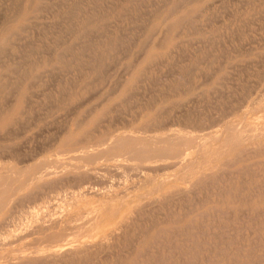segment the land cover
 <instances>
[{"label": "rangeland", "instance_id": "1", "mask_svg": "<svg viewBox=\"0 0 264 264\" xmlns=\"http://www.w3.org/2000/svg\"><path fill=\"white\" fill-rule=\"evenodd\" d=\"M0 41V175L20 187L0 189V264L68 241L85 246L15 264H264V0H0ZM238 125L257 139L190 180L194 147L178 168L104 151L131 132L223 130L216 153Z\"/></svg>", "mask_w": 264, "mask_h": 264}, {"label": "bare ground", "instance_id": "2", "mask_svg": "<svg viewBox=\"0 0 264 264\" xmlns=\"http://www.w3.org/2000/svg\"><path fill=\"white\" fill-rule=\"evenodd\" d=\"M30 2H32V1H30ZM30 8V7H29ZM12 22V21H11ZM1 42V41H0ZM193 55V54H192ZM223 67V66H222ZM198 69V68H197ZM217 69V68H216ZM230 69V68H229ZM234 70V69H233ZM218 71V70H217ZM211 75V74H210ZM214 77V76H213ZM209 81V80H208ZM117 82V81H116ZM191 82V81H190ZM193 82V81H192ZM94 83V82H93ZM188 83V82H187ZM205 83V82H204ZM177 85V84H176ZM200 85V84H199ZM198 85V86H199ZM105 86V85H104ZM114 86V85H113ZM180 86V85H179ZM178 86V87H179ZM72 87V86H71ZM254 87V86H253ZM177 88V87H176ZM111 89V88H110ZM109 89V90H110ZM173 89V88H172ZM255 89V88H254ZM114 90V89H113ZM142 90V89H141ZM217 90V89H216ZM17 91V90H16ZM263 91V90H262ZM111 92V91H110ZM178 93V92H177ZM201 93V92H200ZM110 95V94H109ZM60 96V95H59ZM203 96V95H202ZM9 98V97H8ZM11 99V98H10ZM13 99V98H12ZM11 99V100H12ZM4 100H6V99H4ZM3 100V101H4ZM15 100V99H14ZM61 100V99H60ZM202 100V99H201ZM49 101V100H48ZM51 101V100H50ZM157 101H158V99H157ZM261 101V100H260ZM119 102V101H118ZM2 103V102H1ZM13 104V103H12ZM12 104H10V105H12ZM184 104V103H183ZM260 104V103H259ZM4 105V104H3ZM1 107V106H0ZM9 107V106H8ZM7 107V108H8ZM1 109V108H0ZM189 109V108H188ZM235 109V108H234ZM251 110V109H250ZM21 112H22V110H21ZM24 112V111H23ZM90 112H92V111H90ZM167 113V112H166ZM20 114V113H19ZM105 114V113H104ZM161 114H163V113H161ZM190 114V113H189ZM230 114V113H229ZM220 115V114H219ZM228 115V114H227ZM188 116V115H187ZM244 117V116H243ZM16 119V118H15ZM100 119V118H99ZM220 119V118H219ZM218 119V120H219ZM244 119V118H243ZM101 120V119H100ZM181 120V119H180ZM204 120V119H203ZM157 121V120H156ZM205 121V120H204ZM213 121V120H212ZM220 121V120H219ZM243 122V121H242ZM98 123V122H97ZM170 123V122H169ZM168 123V124H169ZM221 123V122H220ZM219 123V124H220ZM79 124V123H78ZM195 124H197V123H195ZM194 124V125H195ZM66 125V124H65ZM95 125H97V124H95ZM78 126V125H77ZM7 127H8V125H7ZM26 127V126H25ZM156 127V126H155ZM174 127V126H173ZM205 127V126H204ZM209 127V126H208ZM239 127H241L240 125H238V129H239ZM250 126H248V127H246L247 129H243V130H241V129H237V128H235V127H232L231 129H230V131L229 132H227V131H224V133L226 132V134L227 133H229V134H227L228 136H226V139L227 140H224V142L222 141V143L218 146V152H216V153H207V151H208V149L207 148H209L208 146H209V144H210V146L214 149V147L211 145L212 144V142H215V141H219L218 139H219V135H220V132L222 131L223 132V130H221L220 132H218V134L219 135H216V134H213V135H208V136H206V137H202L199 141H196L195 139H192V138H187L185 135L187 134H185V135H181V133L179 134L178 132H176V131H174V132H168L167 134H164V135H161V136H159V134H157V135H152V136H144V137H141V135L140 136H138V135H135V133L134 132H131V133H127L128 134V136H123V137H125L123 140H125V142L123 143V142H121V141H123V140H119V139H116V140H114L110 145H108L107 147L108 148H106V147H104V148H106V149H104V151H110L111 152V150L112 149H114L115 147H117L118 145H119V143H122L123 144V154L121 155L122 157H125V159H127V160H132V162L135 160V161H139V163H141L142 162V164H144V166H145V163H148V164H154L155 165V167H157V163H159V164H168L169 162V164L172 166L173 164H171L172 162L171 161H173L174 162V160H176V162H177V159H180V158H182L183 159V156L185 155V151L186 150H188V149H190V147H194L196 150H195V152L196 153H200L201 154V157H202V159H201V161L202 162H199L197 159V163L196 162H191V163H189V162H187V163H185L186 161H183L182 163H180L181 165H183V163H185L184 164V167H182V168H184V169H180V170H188L187 171V173H189V175L187 174V173H182V178H181V180L184 178L183 176H184V174H185V176H186V174H187V176L186 177H189V178H187L188 180H190V177L192 178V176H193V174H198V171L200 170V169H202L203 168V170H205L206 168L205 167H203V165H206L207 163L209 164V161L207 162V161H205V158L204 157H207V156H209V155H211V154H216L217 155V157L216 158H220L221 156H225V154L227 153H230V151H236V148L238 147V145L240 144H246V143H249L251 140H253V138L254 137H256V135H258V134H256V135H254V134H252V128L250 129L249 128ZM78 128V127H77ZM207 128V127H206ZM226 128V127H225ZM143 129V128H142ZM210 129V128H209ZM229 129V128H228ZM93 130V129H92ZM206 130H208V129H206ZM142 131V130H141ZM148 131V130H147ZM164 131V130H163ZM187 131V130H186ZM192 131V130H191ZM196 131V130H195ZM201 131V130H200ZM257 131V130H256ZM222 132H221V134H222ZM56 133H57V131H56ZM63 133V132H62ZM61 133V134H62ZM161 133V132H160ZM183 133V132H182ZM190 133V132H189ZM223 133V134H224ZM255 133V132H254ZM58 134V133H57ZM108 134V133H107ZM163 134V133H162ZM203 134V133H202ZM225 134V135H226ZM55 135V134H54ZM83 135V134H82ZM225 135H224V137H225ZM262 136L264 135L263 133L261 134ZM261 135H260V137H261ZM88 136V135H87ZM93 137V136H92ZM122 137V138H123ZM259 138V137H258ZM5 139V138H4ZM92 139V138H91ZM107 139V138H106ZM113 139V138H112ZM255 139H257V137L255 138ZM254 139V140H255ZM221 140H223V139H221ZM78 141V140H77ZM86 141V140H85ZM98 141V140H97ZM102 141V140H101ZM100 141V142H101ZM104 139H103V143H104ZM260 140H258V142H259ZM257 142V143H258ZM97 143H99V142H97ZM252 143L254 144L255 142H253L252 141ZM96 144V143H95ZM94 144V145H95ZM101 143H99V145H100ZM260 144V143H259ZM102 145V144H101ZM101 145H100V147H101ZM104 146V145H103ZM119 146H121V144L119 145ZM264 146V145H263ZM92 147H94V146H92ZM99 147V146H98ZM97 147V148H98ZM210 147V148H211ZM261 147V146H260ZM80 148V147H79ZM209 148V149H210ZM239 148V147H238ZM237 148V149H238ZM90 149V148H89ZM92 149V148H91ZM96 149V148H95ZM215 149V150H216ZM245 149V148H244ZM249 149V148H248ZM79 150V149H78ZM210 150H212V149H210ZM251 150V149H250ZM66 151V150H65ZM83 151V150H82ZM103 151V150H102ZM101 151V152H102ZM108 151V152H109ZM119 151H121V150H119ZM234 151V152H235ZM245 151V150H244ZM247 151V150H246ZM15 152V151H14ZM70 152H72V151H70ZM94 152V151H93ZM98 152H99V150H98ZM107 152V153H108ZM210 152V151H209ZM215 152V151H214ZM242 152V151H241ZM22 153V152H21ZM86 153V152H85ZM103 153V152H102ZM101 153V154H102ZM106 153V154H107ZM237 153H238V151H237ZM255 153V152H254ZM5 154V153H4ZM94 154V153H93ZM99 155H101L100 154V152L98 153ZM104 154H105V152H104ZM106 154H105V156H106ZM117 154V153H116ZM116 154H114V155H116ZM121 154V153H120ZM187 154V153H186ZM200 154H199V156H200ZM240 154V153H239ZM242 154V153H241ZM248 154H249V152H248ZM257 154V153H256ZM138 155H142V157H140L139 159H138ZM197 155V154H196ZM230 155H233V154H230ZM229 155V157H231ZM246 155V154H245ZM20 156V155H19ZM34 156V155H33ZM81 156H82V154H81ZM89 156V155H88ZM92 156V155H91ZM96 156V155H95ZM119 156V155H118ZM236 156H237V154H236ZM243 156V155H242ZM251 156V155H250ZM5 157V156H4ZM80 157V156H79ZM102 157H104L103 156V154H102ZM116 157V156H115ZM196 157V156H195ZM197 157H198V155H197ZM214 158H215V156H213ZM6 158V157H5ZM98 158V157H97ZM121 158V157H120ZM186 158V157H185ZM189 158V157H188ZM199 158V157H198ZM215 158V159H216ZM219 158L217 159V161L219 160ZM233 158V157H232ZM240 158H242V157H240ZM95 159V158H94ZM106 159V158H105ZM210 159H212L211 157H210ZM224 159H225V157H224ZM231 159V158H230ZM235 159V158H234ZM233 159V160H234ZM82 160H83V158H82ZM126 160V161H127ZM184 160V159H183ZM196 160H194V161H196ZM207 160V159H206ZM227 160H229V158L227 159ZM227 160H225V161H227ZM236 160H237V158H236ZM235 160V161H236ZM118 161V160H117ZM181 161V160H180ZM192 161H193V159H192ZM214 161V160H213ZM216 161V160H215ZM220 161H222V159L220 160ZM220 161H218V167H219V162ZM224 161V162H225ZM230 161V160H229ZM231 161H232V159H231ZM18 162V161H17ZM20 162V161H19ZM130 162V161H129ZM179 162V161H178ZM177 162V163H178ZM212 162V161H211ZM210 162V164H212ZM44 163V162H43ZM126 163H128V162H126ZM177 163H175L174 164V167L173 168H176L177 166H175V165H178ZM195 163H196V165H195ZM214 163V162H213ZM222 163V162H221ZM229 163V162H228ZM157 164V165H156ZM168 164V165H169ZM207 164V165H208ZM236 164V163H235ZM235 164H233V165H235ZM127 165V164H126ZM139 165V164H138ZM147 165V164H146ZM215 165V164H214ZM213 165V166H214ZM226 165H228V164H226ZM231 165V164H230ZM39 166V165H38ZM137 166V165H136ZM159 167H160V165H158ZM162 167H163V165H161ZM115 167V166H114ZM138 167V166H137ZM136 167V169H138ZM154 167V166H153ZM158 167V168H159ZM168 167V166H167ZM216 167V166H215ZM213 167L214 169L213 170H215V169H217L218 167ZM58 168V167H57ZM77 168V167H76ZM103 168V167H102ZM146 168H147V166H146ZM169 168V167H168ZM178 168V167H177ZM181 168V167H180ZM205 168V169H204ZM45 169V168H44ZM80 169V168H79ZM104 169V168H103ZM127 169V168H126ZM154 169V168H153ZM170 169V168H169ZM99 170V169H98ZM133 170V169H132ZM151 170V169H150ZM218 170V169H217ZM240 170V169H239ZM63 171V170H62ZM61 171V172H62ZM76 171V170H75ZM91 171V170H90ZM104 171V170H103ZM111 171V170H110ZM140 171V170H139ZM153 171V170H152ZM210 171H212V170H210ZM226 171V170H225ZM238 171V170H237ZM14 172V171H13ZM155 172V171H154ZM209 172V171H208ZM215 172H217V171H215ZM223 172V171H222ZM221 172V173H222ZM254 172V171H253ZM2 173V172H1ZM11 173V172H10ZM137 173V172H136ZM246 173H247V171H246ZM249 173V172H248ZM4 174H6V173H4ZM13 174V173H12ZM16 174V173H15ZM14 174V175H15ZM53 174V173H52ZM96 174V173H95ZM156 174V173H155ZM178 174V173H177ZM179 174H180V172H179ZM192 174V175H191ZM205 174H206V171H205ZM250 174V173H249ZM11 175V174H10ZM48 175V174H47ZM50 175V174H49ZM85 175V174H84ZM89 175V174H88ZM91 175V174H90ZM133 175H134V173H133ZM132 175V176H133ZM141 175V174H140ZM176 175V174H175ZM199 175V174H198ZM203 175V174H202ZM202 175H200V176H198L199 178L201 177H203ZM207 175H208V173H207ZM214 175V174H213ZM212 175V176H213ZM3 176H5V175H0V189H2V188H4V189H9V190H11V191H13V192H15L16 190H18L20 187H19V185L18 186H14V185H11V186H9V187H7L8 185H9V180H7V182H6V178H4ZM70 176V175H69ZM74 176V175H73ZM114 176V175H113ZM135 176V175H134ZM148 176V175H147ZM174 176V175H173ZM205 176V175H204ZM8 177V176H7ZM43 177V176H42ZM65 177H67V176H65ZM81 177H82V174H81ZM138 177V176H137ZM155 177V176H154ZM68 178V177H67ZM78 178V177H77ZM95 178V177H94ZM144 178V177H143ZM147 178V177H146ZM173 178V177H172ZM178 178V177H177ZM215 178V177H214ZM242 178V177H241ZM10 179V178H9ZM138 179V178H137ZM185 179V178H184ZM186 179V180H187ZM88 180V179H87ZM149 180V179H148ZM169 180V179H168ZM178 180H180L179 178H178ZM204 180V179H203ZM210 180V179H209ZM9 181V182H8ZM184 181V180H183ZM195 181H198V180H195ZM211 181V180H210ZM232 181V180H231ZM25 182V181H24ZM28 182V181H27ZM51 182V181H50ZM54 182V181H53ZM103 182V181H102ZM108 182V181H107ZM110 182V181H109ZM143 182H144V180H143ZM162 182V181H161ZM188 182V181H187ZM194 182V181H193ZM208 182V181H207ZM6 183H8V184H6ZM98 183V182H97ZM106 183V182H105ZM197 183V182H196ZM54 184H56V183H54ZM53 184V185H54ZM160 184V183H159ZM20 185H21V183H20ZM44 185V184H43ZM49 185V184H48ZM135 185V184H134ZM191 185V184H190ZM5 186L7 187V188H5ZM45 186H47V185H45ZM51 186H52V183H51ZM56 186V185H55ZM58 186V185H57ZM193 186H194V184H193ZM201 186V185H200ZM74 187V186H73ZM246 187V186H245ZM44 188H47V187H44ZM75 188V187H74ZM80 188V187H79ZM185 188V187H184ZM192 188V187H191ZM95 189V188H94ZM105 189V188H104ZM180 189V188H179ZM21 190V189H20ZM47 190V189H46ZM109 190V189H108ZM117 190V189H116ZM125 190V189H124ZM181 190V189H180ZM179 190V191H180ZM192 190V189H191ZM190 190V191H191ZM19 191V190H18ZM35 191V190H34ZM75 191V190H74ZM80 191V190H79ZM113 191V190H112ZM115 191V190H114ZM113 191V192H114ZM154 191L156 192V190L154 189ZM182 191H184V190H182ZM189 191V192H190ZM257 191V190H256ZM6 192L7 191H4V190H0V202H2L3 200H5L6 199ZM52 193V192H51ZM86 193V192H85ZM148 193V192H147ZM183 193V192H182ZM219 193V192H218ZM27 194V193H26ZM31 194V193H30ZM55 194V193H54ZM87 194V193H86ZM124 194V193H123ZM175 194H176V192H175ZM174 194V195H175ZM28 195V194H27ZM45 195V194H44ZM70 195V194H69ZM73 195V194H72ZM71 195V196H72ZM109 195V194H108ZM171 195H172V193H171ZM213 195V194H212ZM13 196V195H12ZM185 196V195H184ZM183 196V197H184ZM11 197V196H10ZM20 198H22V197H20ZM25 198H27V197H25ZM29 198V197H28ZM32 198V197H31ZM39 198V197H38ZM61 198H63V197H61ZM110 198V197H109ZM201 198V197H200ZM48 199V198H47ZM54 199V198H53ZM168 199V198H167ZM20 200V199H19ZM21 200H23V199H21ZM65 200V199H64ZM154 200H156V199H154ZM164 200V199H163ZM181 200V199H180ZM17 201V200H16ZM28 201V200H27ZM162 201V200H161ZM165 201H167V200H165ZM206 201V200H205ZM14 202V201H13ZM22 202V201H21ZM25 202V201H24ZM34 202V201H33ZM35 202H37V201H35ZM45 202H47V201H45ZM56 202V201H55ZM62 202V201H61ZM67 202V201H66ZM69 202H71V201H69ZM152 202V201H151ZM6 203V202H5ZM4 202L1 204V205H3V204H5ZM19 203V202H18ZM17 202H16V204H18ZM32 203V202H31ZM31 203H29V204H31ZM75 203V202H74ZM148 203V202H147ZM153 203V202H152ZM158 202L156 201V204H157ZM200 203V202H199ZM243 203V202H242ZM21 204V203H20ZM19 204V205H20ZM23 204V203H22ZM25 204V203H24ZM66 204V203H65ZM146 204V203H145ZM167 204V203H166ZM195 204V203H194ZM11 205H14V204H11ZM37 205V204H36ZM41 205V204H40ZM44 205V204H43ZM42 205V206H43ZM49 205V204H48ZM152 204H150V206H151ZM22 206V205H21ZM41 206V207H42ZM57 206V205H56ZM165 206V205H164ZM6 207V206H5ZM25 207V206H24ZM35 206H33V208H34ZM194 207V206H193ZM48 208V207H47ZM145 208V207H144ZM235 208V207H234ZM1 209V208H0ZM24 209V208H23ZM46 209V208H45ZM147 209V208H146ZM145 209V210H146ZM157 210H158V208H156ZM161 209V208H160ZM159 209V210H160ZM230 209V208H229ZM241 209V208H240ZM22 210V209H21ZM42 210V209H41ZM59 210V209H58ZM152 210V209H151ZM216 210V209H215ZM231 210V209H230ZM19 211V210H18ZM53 211H54V209H53ZM239 211V210H238ZM248 211V210H247ZM250 211V210H249ZM13 212V211H12ZM15 212V211H14ZM27 212V211H26ZM40 212V211H39ZM46 212H47V210H46ZM60 212V211H59ZM144 212V211H143ZM147 212H148V210H147ZM161 212V211H160ZM172 212V211H171ZM191 212V211H190ZM23 213V212H22ZM25 213V212H24ZM32 213H33V211H32ZM43 213H44V211H43ZM157 213V212H156ZM203 213V212H202ZM230 213V212H229ZM228 213V214H229ZM18 214H19V212H18ZM145 214V213H144ZM169 214H171V213H169ZM34 215H36V214H34ZM182 215H184V214H182ZM199 215V214H198ZM263 215V214H262ZM12 216H13V214H12ZM19 216V215H18ZM17 216V217H18ZM44 216V215H43ZM55 216V215H54ZM59 216V215H58ZM60 216H62L61 214H60ZM9 217V216H8ZM20 217V216H19ZM25 217V216H24ZM49 217V216H48ZM74 217H76V219L74 218V220H77V216H74ZM132 217V216H131ZM135 217V216H134ZM10 218V217H9ZM27 218V217H26ZM30 217H28V219H29ZM38 218V217H37ZM46 218V217H45ZM53 217H51V219H52ZM86 219H83V220H87V217H85ZM217 218V217H216ZM17 218H15V220H16ZM33 219V218H32ZM58 219H60V218H58ZM73 219V217L71 218V220H69V221H74V220H72ZM81 219V218H80ZM140 219V218H139ZM79 220V219H78ZM82 220V219H81ZM80 220V221H81ZM145 220V219H144ZM176 220V219H175ZM5 221V220H4ZM27 221V220H26ZM49 221V220H48ZM80 221H78V222H80ZM134 221V220H133ZM141 221V220H140ZM168 221V220H167ZM166 221V222H167ZM6 222V221H5ZM22 222V221H21ZM43 222H44V220H43ZM50 222V221H49ZM77 222V221H76ZM75 221H74V223H72L73 224V226H75V227H77L76 225H74L75 223H76ZM82 222V221H81ZM86 222V221H85ZM91 222V221H90ZM128 222V221H127ZM131 222V221H130ZM3 223V222H2ZM42 223V222H41ZM53 223V222H52ZM125 223V222H124ZM6 224V223H5ZM18 224V223H17ZM24 224V223H23ZM50 224V223H49ZM49 224H47V225H49ZM58 224V223H57ZM71 224V225H72ZM121 224V223H120ZM1 225V224H0ZM34 225V224H33ZM53 225V224H52ZM51 225V226H52ZM59 225V224H58ZM10 226V225H9ZM43 226V225H42ZM73 226H71V227H73ZM131 226H132V224H131ZM137 226V225H136ZM1 227V226H0ZM8 227V226H7ZM27 227V226H26ZM31 227V226H30ZM38 227H41V226H38ZM205 227V226H204ZM46 228V227H45ZM45 228L43 227L42 229L43 230H45ZM55 228V227H54ZM68 228V227H67ZM122 228V227H121ZM124 228V227H123ZM17 229V228H16ZM24 229V228H23ZM69 229H70V227H69ZM72 229V228H71ZM74 229V228H73ZM150 229V228H149ZM4 230V229H3ZM62 230V229H61ZM61 230H59V231H61ZM55 231V230H54ZM117 231V230H116ZM129 231V230H128ZM142 231V230H141ZM169 231V230H168ZM29 232V231H28ZM31 232V231H30ZM66 232V231H65ZM71 232V231H70ZM113 232V231H112ZM121 232V231H120ZM158 232V231H157ZM240 232V231H239ZM35 232L33 231V233L32 234H34ZM75 233V232H74ZM74 233H72V234H74ZM77 233V232H76ZM129 233V232H128ZM139 233V232H138ZM14 234V233H13ZM67 234V233H66ZM200 234V233H199ZM28 235H31V234H28ZM27 235V236H28ZM43 235H45V234H43ZM48 235V234H47ZM63 235V234H62ZM71 234H69L68 235V237L70 236ZM77 235V234H76ZM46 236V235H45ZM74 236V235H73ZM72 236V237H73ZM120 236V235H119ZM127 236V235H126ZM156 236V235H155ZM47 237V236H46ZM64 237V236H63ZM71 237V238H72ZM128 237V236H127ZM137 237V236H136ZM7 238V237H6ZM19 238H20V236H19ZM28 238V237H27ZM36 238V237H35ZM61 238V239H60ZM104 238V237H103ZM103 238H101V239H103ZM161 238V237H160ZM2 239V238H1ZM53 239V238H52ZM59 240L58 241H63V238H62V236H60L59 238H58ZM100 239V240H101ZM107 239H108V237H107ZM166 239V238H165ZM19 240V239H18ZM21 240V239H20ZM27 240V239H26ZM36 240H38V239H36ZM44 240V239H43ZM54 240H56L57 241V239H53V241ZM73 240V239H72ZM128 240V239H127ZM104 241V240H103ZM136 241V240H135ZM184 241V240H183ZM23 242V241H22ZM21 242V243H22ZM25 242V241H24ZM38 242V241H37ZM69 242V241H68ZM68 242H66L65 244L64 243H61V244H63V245H58V246H53L52 248H48L47 246H41V247H46V250H44V248H43V250H38V249H41L40 248V246H38V247H34L33 249H35L36 250V248H37V250L35 251V255H36V257H39V258H44V260H45V258H48V260L50 259L51 260V262H52V260H59V258L60 257H62V260H63V257L64 256H67V255H69V256H71L70 254H72V255H74L75 253H78L81 249H83L84 248V246H83V244L82 245H79L78 243H77V245H76V243H74V242H72L73 243V245L71 244V242L70 243H68ZM97 242H98V240H97ZM131 242V241H130ZM27 243V242H26ZM33 243H34V241H33ZM43 243V242H42ZM54 243V242H53ZM68 243V244H67ZM81 243V242H80ZM14 244V243H13ZM24 244V243H23ZM36 244V243H35ZM59 244V243H58ZM74 244H75V246H74ZM121 244V243H120ZM5 245V244H4ZM50 244H48V246H49ZM55 245H57V243L55 244ZM95 245V244H94ZM93 245V246H94ZM153 245V244H152ZM6 246V245H5ZM51 246V245H50ZM99 246H100V243H99ZM10 247V246H9ZM19 247V246H18ZM24 247V246H23ZM117 247V246H116ZM128 247V246H127ZM48 248V249H47ZM147 248V247H146ZM15 249V248H14ZM32 249V250H33ZM21 251V250H20ZM10 252V251H9ZM23 252V249H22V251H21V253L19 252V250H17V253H20L22 256H20L19 254V257L16 255V254H14V253H12L13 255H11V253H10V257L12 258V256H15L16 255V257L17 258H7L8 259V261L9 260H11V261H14V263L13 262H11V264H15V260L16 259H23L22 260V262H20V263H23V262H25L26 260L24 259V256L26 255H29L28 253L30 252H28L27 251V254H25V255H23L24 253H22ZM33 252H34V250H33ZM26 253V252H25ZM74 253V254H73ZM94 253V252H93ZM107 253V252H106ZM4 254V253H3ZM31 255L33 254V253H30ZM79 254V253H78ZM82 254V253H81ZM99 254V253H98ZM2 255V254H1ZM30 255V256H31ZM85 255H86V253H85ZM100 255V254H99ZM7 256V255H6ZM8 256V257H9ZM34 256V255H33ZM32 256V257H33ZM102 256V255H101ZM1 257H3V255L2 256H0V258ZM35 257V258H36ZM68 257V256H67ZM67 257H64V258H67ZM75 257V256H74ZM74 257L72 258V259H74ZM6 258V257H5ZM34 257L33 258H26V259H28L27 261L29 262V260L30 259H35ZM70 258V257H69ZM81 258V257H80ZM93 258V257H92ZM123 258V257H122ZM146 258V257H145ZM6 259V260H7ZM77 259H79V258H77ZM6 260H1V262L2 261H4V263H5V261ZM37 260V259H36ZM66 260H70V259H65V261ZM83 260L84 259H82V262H83ZM90 260V259H89ZM19 261V260H18ZM26 261V262H27ZM60 261H61V259L59 260V263H60ZM72 261V260H71ZM85 261V260H84ZM93 261V260H92ZM7 262V261H6ZM16 262H17V260H16ZM32 262V261H31ZM50 261H48V263H49ZM58 262V261H57ZM76 262V261H75ZM88 262V261H87ZM91 262V261H90ZM94 262V261H93ZM116 262V261H115ZM8 263V262H7ZM10 263V262H9ZM17 263H19V262H17ZM16 263V264H17ZM30 263V262H29ZM36 263V262H35ZM39 263H41L40 261H39ZM38 262H37V264H39ZM43 263H46V262H43ZM64 263V262H63ZM81 263V262H80ZM6 264V263H5ZM33 264V263H32ZM42 264V263H41ZM55 264V263H54ZM69 264V263H68ZM86 264V263H85ZM90 264V263H89ZM97 264H99V262L97 263ZM118 264V263H117Z\"/></svg>", "mask_w": 264, "mask_h": 264}]
</instances>
